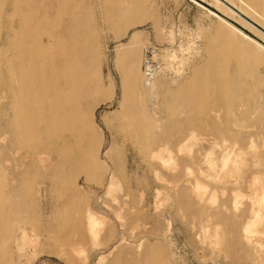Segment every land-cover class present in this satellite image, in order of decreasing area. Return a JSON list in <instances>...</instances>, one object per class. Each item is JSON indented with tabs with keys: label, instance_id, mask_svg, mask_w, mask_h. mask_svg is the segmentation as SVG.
Masks as SVG:
<instances>
[{
	"label": "rangeland",
	"instance_id": "374dc122",
	"mask_svg": "<svg viewBox=\"0 0 264 264\" xmlns=\"http://www.w3.org/2000/svg\"><path fill=\"white\" fill-rule=\"evenodd\" d=\"M28 1L0 0V97ZM71 1L91 131L0 145V264H264V35L218 0Z\"/></svg>",
	"mask_w": 264,
	"mask_h": 264
},
{
	"label": "bare ground",
	"instance_id": "6f19581e",
	"mask_svg": "<svg viewBox=\"0 0 264 264\" xmlns=\"http://www.w3.org/2000/svg\"><path fill=\"white\" fill-rule=\"evenodd\" d=\"M224 1L228 3L227 0ZM33 3L41 10L40 15L36 18L28 15ZM207 6L213 8L209 4ZM78 7V4H74L71 0H32L23 7L24 14L18 24L25 29L26 33L13 35V44L11 45L13 56L8 58L6 64L9 73L7 86L0 97V103L2 99L15 100L4 109L6 113L12 115V119L4 126L0 123V145L7 147L8 138H11L17 139L22 146L26 145L27 140L34 138L38 140L43 136L42 145L45 149L44 145L54 139L61 140L63 144L77 143L79 138L87 136L91 131L87 124L86 108L89 105L88 98L91 95V87L94 82L93 73H89V70H92L90 68L92 64L88 67L85 64L86 61L78 62L74 53L76 50L75 39L82 37L74 29L81 17L76 13ZM214 10L223 16V13ZM119 21L123 22L122 19ZM11 22L12 18H10V26ZM239 26L240 30L245 29L241 25ZM17 43L20 47L15 49L14 46ZM148 69L149 73L145 74V83L151 85L154 73L150 67ZM99 90L100 83L95 81V92ZM201 97V107L207 111L209 102ZM211 110L215 116H218L215 109ZM208 120L211 121L212 118ZM215 131L216 129L212 128V133L209 136L215 137ZM193 135L192 137L188 136L189 139H193ZM176 141L182 142L180 138ZM149 142V145L158 144L166 150L171 143L165 139ZM37 148L34 147L30 151L34 155L45 153L42 148L40 151ZM15 149L23 152L22 148ZM4 161L5 157L3 156L0 159V172L3 173L6 172ZM228 161L229 157L228 160H223L224 167ZM0 186L6 188L7 179H1ZM257 218L259 219V214ZM254 232L253 228L245 229L246 240ZM248 243H251V240Z\"/></svg>",
	"mask_w": 264,
	"mask_h": 264
},
{
	"label": "crops",
	"instance_id": "0c3cea01",
	"mask_svg": "<svg viewBox=\"0 0 264 264\" xmlns=\"http://www.w3.org/2000/svg\"><path fill=\"white\" fill-rule=\"evenodd\" d=\"M228 3L249 17L252 21L256 22L259 26L263 27L253 17H257L261 22L264 23V0H236V5L232 4L229 0ZM244 11L250 12V16H248V14H246Z\"/></svg>",
	"mask_w": 264,
	"mask_h": 264
},
{
	"label": "water",
	"instance_id": "95a60500",
	"mask_svg": "<svg viewBox=\"0 0 264 264\" xmlns=\"http://www.w3.org/2000/svg\"><path fill=\"white\" fill-rule=\"evenodd\" d=\"M222 4L227 6L232 12H234L237 16L242 18L244 21H246L248 24L252 25L254 28H256L261 34L264 35V28L256 24L254 21L249 19L247 16L242 14L240 11H238L234 6L230 5L229 3L225 2L224 0H219Z\"/></svg>",
	"mask_w": 264,
	"mask_h": 264
}]
</instances>
